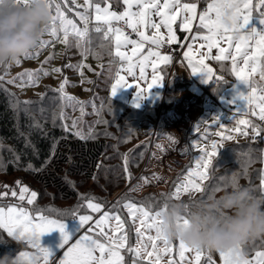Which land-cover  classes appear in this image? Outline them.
I'll return each instance as SVG.
<instances>
[{
    "label": "rangeland",
    "instance_id": "374dc122",
    "mask_svg": "<svg viewBox=\"0 0 264 264\" xmlns=\"http://www.w3.org/2000/svg\"><path fill=\"white\" fill-rule=\"evenodd\" d=\"M91 2L93 4L97 3L93 0H91ZM212 2L213 0H207L206 3L204 2V4L202 3V0H193L192 2H187L188 4H196L195 19H193L190 24V31L183 30L184 17L192 16L191 13L182 11V5L185 3L180 0V5L174 7L172 11L177 13V19L173 23V30L179 39L178 43L175 44L180 45V50H176L175 47L174 50L182 51L185 59L186 53L194 61L203 59L205 64L214 72L215 64L213 61L217 60L213 59L212 57L220 55L219 48H213L211 53H209L207 42L199 39V37L208 34L207 29L200 26V16L205 13L201 12V6H204L208 9L209 4ZM160 3L163 5L164 0H160ZM100 6L101 8L110 6L109 10L117 13H122L127 7L123 3L122 9L116 10V8L111 6L110 0L100 2ZM62 7L65 9V15L69 19H72L77 24V26L82 29L83 21L80 20L77 13L85 11V0H70L69 3L63 4ZM137 10L138 9L135 5L131 9L133 12ZM162 11L168 10L162 8ZM261 11H264V7L259 6L258 0H252V16L253 20H256L255 23L258 29L264 27V25H260L259 23V15ZM88 12L92 17L88 24V36L91 39V44L96 45L95 48L91 49V51L85 53L84 50H82L88 46L87 39L82 41L81 45L78 46L76 38L70 34L69 45L71 46L60 42H56L52 46L45 49H39L33 46L29 52L39 53L36 58H25V54L22 55L21 68L11 69V67L8 65L9 63L0 65V75H5L8 80H11L19 77L25 72H39V70L43 67L51 74L46 76L41 75L36 85L33 86L30 83L25 84L23 79L17 80L15 84H11L21 99L32 98L30 101L37 103L41 96H45L47 93L58 89L63 80L67 78L69 83L66 85L65 91L69 96L94 101L96 98H98L97 94L100 92L97 87L99 76H96L95 74H100L103 69H106L107 67H113L114 69L116 68V71H118L120 70L121 65L123 66L125 70L121 71V75L125 76L127 84L132 85V87L120 89L114 98L124 101L133 109H140L143 111L151 110V113H153L152 116H146L141 113L136 114L133 109H130L123 112L124 114L120 115L119 111L115 112L113 110L115 109L116 105L111 103V110L109 109L110 114L108 117L104 118L105 125L109 126L107 127L106 132L118 141V145L124 152L123 163L125 154L128 157L129 171L132 174V179L129 182V180L126 178L123 191L115 193V195L111 198L113 200H111V202L107 205L95 200L93 201L102 205L101 212H92L91 209L88 208L87 212L82 214L90 215L92 217V221H90L92 225L91 229H89L88 225H85L79 233L73 236L68 244L64 245L63 248H60V244L62 243V236L60 232L54 231L52 233L45 234L42 237V245L49 247L54 252L53 257L49 258V264H60V262L65 258V253L67 252L68 248L75 244L76 241L82 236L87 235L93 239H99V241L102 244H105L106 247H116L119 251V255L123 257V264H149V261L155 259V256L148 257L147 252L143 250V245L147 244V251H152L151 242L148 241L147 237L149 235L155 237V229H146L144 226L140 225L139 220L133 222V218L129 214L128 209L122 206L123 203L132 200L127 198L122 199L125 198L123 196L126 195L128 197L133 196L141 198L145 194L166 195L170 189H172V192H175L176 187L181 182H184L182 180L187 177V173L190 169L189 167H191V169H195L196 161L204 155V153L199 149H206L210 151L212 141H219L221 139V137L216 135V133L224 131L225 129L235 128L237 126V119L231 118L230 114L227 112H222L209 100H207L205 104L201 106L199 105V101L196 99L186 96H182L181 98L177 97L184 91L188 82L186 77H183L184 73H181L178 70L181 69L190 76L191 84L189 89L194 95H196V97L203 96L204 88L202 85L206 84L205 81H207V75L205 73L193 74L191 67L188 65L187 59L186 63L184 64L181 60H177L175 62L172 55L165 51V45L170 44L167 42L169 34L166 27H161L160 29V33L164 37V43L162 47H157L156 45L151 44L149 41H144L142 47L134 53L133 49L136 47L135 44H121L120 50L124 52L126 56L130 57L129 61H121L114 55L108 54L109 51H112L113 53L115 52V33L110 34L107 40H102L104 31L96 33L94 30L95 26L100 23L102 28L105 30L107 26L103 25L102 22L95 20L94 8L88 9ZM53 14L55 13L53 12ZM212 14L213 13L209 12L210 16H212ZM149 18L151 22H155L157 24H159L161 21V17L156 15L154 10L149 12ZM112 25L114 29L120 28L122 30L124 35L121 36V40H123L124 36H127L125 26L129 27L128 24H126L124 21H113ZM129 28L132 30L131 27ZM141 31L145 32V35L147 36H152L155 34V29L151 28L150 25L148 27L142 26ZM136 35V38H132V34H128L127 37L133 41L140 42V35L137 32ZM42 38L44 40L54 39V37L48 34H45ZM101 43H104L106 47L103 49L100 48L99 45ZM219 47L225 48L226 50L229 48L226 40L219 41ZM232 47H236V41H233ZM152 51H158L162 56H170L172 58L171 62L165 63L156 57H148L149 52ZM229 51L230 49L225 53V55L229 57L225 60L229 61L225 62L228 66V70L234 77H236L232 73L231 58L235 57L237 64L240 67H244L242 62L244 59L243 52L245 49L242 47L240 52H234L232 56L228 54ZM248 51L249 55L254 54L256 51L255 43L252 40H249L248 42ZM97 53L100 54V58H97ZM49 56H54V59H52L49 63H44ZM145 57H148V59L145 60ZM181 62L182 64L178 65ZM129 64L132 65V72L134 75H130L126 71ZM66 65H72V67L69 68L66 67ZM54 68H60L62 71L59 73L52 72L51 70ZM154 68L156 74L163 77V86L152 88L150 95L140 102L139 107H135L134 105L137 102L136 95L138 92L143 90L145 95L149 94L148 85L152 83V74ZM176 68L177 70L175 71ZM141 69H143L144 79L140 78ZM165 74L167 76H165ZM91 76H93L92 79L88 78ZM234 81L236 82V80ZM114 83L115 78L112 84ZM109 93L111 95V87ZM224 98L227 99L228 97L225 96ZM183 103H185V106H182ZM180 105L182 106V109L179 108ZM200 106L201 109L196 111ZM195 111L198 113L195 114ZM115 113L118 115V117ZM214 117L220 118L218 123L222 124L224 126L223 128L217 126V122H214L213 120ZM181 121L182 124L178 125L180 124L178 122ZM249 122L251 125H255L256 128L260 130V127H258L257 124H254L251 121ZM197 126H199V129H197ZM240 127L243 131L247 132V135H244L243 131L240 133L235 131L226 132L227 135H232L235 138L223 142V146L219 149V154L213 159L212 164L222 153L225 152L228 147H232L236 144H243L249 140L252 141L250 137H252V134L256 135V133L253 131V128L245 125H240ZM257 136L258 135H256V137ZM197 144L199 145V148L196 147ZM237 154L241 158H245L247 156V152H240ZM168 155H171V157L165 158ZM184 155L185 157H183ZM262 158L261 167L263 171L262 176H264V149ZM184 159L185 161H183ZM242 162L245 163L246 160H242ZM243 163L241 166H243ZM246 164L249 166V162H246ZM228 168L232 169L228 175V182L226 183V185H228L226 187L216 188L213 192H215L217 195L222 194V191L229 187V184L231 183L230 180H232L233 176L235 175V169H237V162H231L228 165L221 166L216 172H220L221 170L226 171ZM210 173L211 170L209 169L208 179L202 182V186L204 188L209 180ZM262 176L260 181L261 187ZM142 177H147V181L142 180ZM0 178L3 180H0V182L5 183L7 187L17 192L18 197L16 195L10 199L13 202L21 201L19 196L23 186H27V188H29L31 191L37 193L36 188L26 181L22 175L18 177H6L0 174ZM17 181L20 183L17 184ZM237 183L240 184V181ZM133 188H135L134 191L132 190ZM201 193L202 192L197 191H189L187 193L181 192L180 198L176 200L184 201L190 198H196ZM24 195L25 199L23 201H27L30 198V195L28 193H25ZM122 200L124 202L118 205L117 202H122ZM136 204L138 206L141 205L138 203ZM0 208H3L5 212L9 208H16L17 210L21 209L18 206H11L7 208L0 206ZM102 213L119 215L121 221L123 222V228L118 230L117 221L108 219L100 225V228H103L107 235H101L100 229L96 227V222L98 220L104 219ZM66 223L68 224V230L70 232H75L79 228V222L77 220ZM137 227H140L141 232L144 233L142 237L138 238L136 232ZM124 233L127 234L126 240L124 241V247L121 248L118 244L108 243L109 237L115 241L118 240ZM19 240L28 243L26 238ZM156 244L158 247L163 248L162 241H156ZM172 245V253L163 255L158 264H169L170 260H173V264H175V261L180 259L178 254L179 241H172ZM129 248H140L141 255L138 257L136 252L129 251ZM21 253H28L30 258L32 255L37 254V249L28 243V249L17 254L15 258L17 264H28V261L21 257ZM93 255L99 257L100 251L96 250ZM107 256L108 253L105 252V258H107ZM185 258L194 259V253H186ZM202 259L203 252L201 261ZM245 259L255 261L257 259L256 252L252 255H245ZM37 264H43V260H39ZM214 264H224V259L220 256L219 252H217V255L214 259Z\"/></svg>",
    "mask_w": 264,
    "mask_h": 264
},
{
    "label": "snow or ice",
    "instance_id": "6c2138e0",
    "mask_svg": "<svg viewBox=\"0 0 264 264\" xmlns=\"http://www.w3.org/2000/svg\"><path fill=\"white\" fill-rule=\"evenodd\" d=\"M17 2H23L25 5H29L34 0H17ZM70 0H47L49 10L52 13L51 23L44 29L40 40L34 45L36 48L45 49L47 47L52 46L56 42L64 43L65 45H69V35H73L76 38L77 45L80 46L82 41L87 39V43H91V39L88 36L89 28L88 24L90 22L91 14L88 12V9L94 8L95 11V20L98 22H102L103 25H106V30L102 28L101 24L98 23L95 26V32L100 33L104 31V36L102 40H107L108 36L112 33H115V52L109 51V55H114L119 58L121 61H129L130 57L126 56L124 52L120 50L121 44L129 45L135 44L136 47L133 49V52L139 50L144 41H149L151 44L156 45L157 47H162L164 43V37L160 33L161 27H166L168 31V43H178V37L175 35L173 30V23L177 19V13L172 11L174 7L180 5V0H164L163 5H161L160 0H123L124 5L127 7L122 13H117L114 11H110L109 7L101 8L100 2L93 4L91 0H85V11L78 12L80 20L83 21V28H79L77 24L69 19L65 15V9L62 7L63 4L69 3ZM4 4V0H0V6ZM258 4L261 7H264V0H258ZM137 7V11L133 12L131 9L133 6ZM166 9L168 11H162ZM225 8H234L235 17H234V26L229 29L222 23L223 11ZM154 10L156 15L161 17V21L159 24L155 22H151L149 18V12ZM182 11L186 13H191L192 16H185L183 19V30L190 31V24L193 19H195L196 13V4H188L185 3L182 5ZM53 12L55 14H53ZM209 12L214 13V16H210ZM113 21H124L128 24L129 27L132 28L134 32H137L141 41L136 42L129 39L127 36H124V39L121 40V36H123V32L120 28H113ZM253 16H252V0H213L212 3L208 6V11L203 13L200 16V26L202 28H206L208 31L207 35L199 37L207 42L208 51L211 53L213 48H219L220 55L212 57L217 61H223L228 59L229 57L225 55L226 49L219 47V41L226 40L229 48L232 47L233 41H236L235 51L240 52L243 47L245 51L243 52L244 57L243 60L244 67H240L237 64V60L235 57H232V73L236 76L239 82L247 85V91L238 93V99L244 102L243 108H237L236 113H241L245 109L254 114H258L259 119L264 120V85H257L253 80V74L256 73L257 63L259 61V76L261 81H264V27L257 28L253 26ZM259 23L260 25H264V11L260 12L259 15ZM150 25L151 28L155 29V34L152 36L145 35V32L141 31V27H148ZM233 32H240L241 35L239 38H235L233 36ZM48 34L54 37L53 40H44L42 37ZM252 40L255 43L256 51L254 54L249 55L248 51V42ZM71 46V45H69ZM100 48H105L106 45L101 43L99 45ZM91 51L90 49L85 48L84 52L87 53ZM39 53L36 52H26L25 58H36ZM97 58H100V54L97 53ZM186 59L188 60V65L191 67L193 74L197 73H205L207 75V81L211 82L215 79L217 85L228 83L227 80L224 79L223 76H217L213 70L208 67L203 59L199 61H194L190 56L185 54ZM148 57H156L159 60L164 61L165 63L171 62L170 56H162L158 51L149 52ZM148 57L144 59L147 60ZM54 56H49L44 63H49ZM15 62L17 64L20 63L19 59H16ZM10 66V65H9ZM66 67L71 68L72 65H66ZM247 69V71H245ZM125 69L121 65L120 70L115 73V83L111 86V97L114 98L120 89H125L126 87H132V85L127 84L125 80V76L121 75V71ZM52 72L59 73L62 70L60 68H54L51 70ZM128 74L134 75L132 72V65L129 64L126 69ZM51 74L48 70H45L43 67L39 70V72H25L22 73L19 77L5 81V75H0V87L3 86V83L15 84L17 80L23 79L25 84L30 83L31 85H36L41 75H49ZM140 78L144 79L143 69H141ZM162 76H158L155 72V68L152 74V83L148 85L149 94L145 95L143 90L137 93L136 95V103L135 107L140 106V102L143 99H146L150 93L151 89L154 87H162ZM69 81L67 78L63 80L58 89L55 91L61 94V99L67 102H75L76 104H80L75 97L69 96L65 87L68 85ZM257 87H259V93L257 92ZM6 91V89H5ZM43 95V94H42ZM17 104L21 103L20 101L16 102ZM25 105H30L33 103L32 101H24ZM255 109H258V113H255ZM111 110V109H110ZM64 120L66 119V115L63 111L59 113H53L52 121L55 126V122L57 119ZM214 122H217V126L223 128L222 124H219V117L213 118ZM103 122V121H101ZM78 121H73L72 125L64 123L61 125L64 131H69L71 129H76ZM236 127L233 129H225L216 135L220 136L221 139L219 141H212L211 150L199 149L204 153L196 161L195 169H190L188 171L187 177H185V181L181 182L177 187L175 192L168 195V199H179L181 192H189V191H197L203 192L205 189L202 186V182L208 179L209 169L212 166L213 159L219 154V149L223 146V142L226 140L234 139L235 137L232 135H227L228 131H235L237 133L242 132L240 125L250 126L253 128V131L256 135L260 134L259 129L256 128L255 125H251L248 120L245 119H237ZM36 128L41 129L43 131V126L39 123L34 125ZM199 129V126H197ZM73 135L77 136L79 139L90 138L86 136L80 130H75L72 132ZM244 135H247L246 131H243ZM171 139V138H170ZM199 148V145H196ZM54 156L53 153L50 154V158ZM16 160H19V157H15ZM31 167V165H30ZM124 171L126 178L129 182L132 179V174L129 171V161L128 157L125 154L124 156ZM95 179V177H93ZM142 180L147 181V177H142ZM235 176L232 178V183H235ZM20 182L17 181V184ZM133 191L135 188L132 189ZM262 190H264V176H262ZM25 193L30 195V198L27 200L29 204H32L37 197V193L31 191L27 186H23L21 188V193L19 199L23 201L25 199ZM7 193H0V196H6ZM12 196H16L17 192L12 191ZM82 200L87 201V208L91 209L92 212H101L102 205L97 202H93L95 197H81ZM121 202H117L119 205ZM123 207L128 209L129 214L133 218V222L139 220L140 225L144 226L146 229H155L156 235L155 237L149 235L147 237L148 241L151 242L152 251H147L148 245H143V250L147 252L148 257L155 256V259L149 261V264H158L159 260L163 255H168L172 253L173 245L162 233L159 228V224L162 223L160 216L164 209H161L158 212L152 213L151 210L144 205H137L135 202L128 201L123 203ZM116 207V206H114ZM68 216L70 218L77 220L79 222V228L75 232H70L68 230V224L65 220L61 219H50L46 215H39L38 217L30 216L23 209L17 210L16 208H9L6 212L3 208H0V228H3L7 231L8 235L16 238V239H27L28 243L32 245V247L37 249V254L32 255L29 258L28 253H21V257L25 258L28 261V264H37L39 260H43V264H49V258L53 257L54 252L49 248L42 245V237L45 234L52 233L54 231H59L62 236V243L60 244V248H63L65 244L73 238L74 235L79 233L81 229L88 225L89 229H91L92 225L90 221H92V217L90 215H79L77 210L70 209L68 211ZM104 219L98 220L96 222V227L100 229L101 235H107L104 232L103 228H100V225L105 222V220L112 219L117 221V229L123 228V222L119 215H110L108 213H102ZM137 236L142 237L144 235L141 232L140 227L136 228ZM127 234L124 233L118 240H112L110 237L108 238L109 244H118L119 247H124V241L126 240ZM156 241L163 242V248L157 246ZM99 250L100 256L97 257L93 255V253ZM129 251H135L136 255L139 257L141 255V249H131ZM203 249H194L191 247H187L183 241H179L178 245V254L180 259L175 261V264H201L202 252ZM210 251V250H208ZM105 252L108 253L107 258H105ZM186 253H194V259H186ZM220 256L224 259V264H264V252L257 251L255 261L245 259V253L242 248H236L230 250L228 252L221 251L219 252ZM60 264H123V257L119 255V251L116 247H106L105 244H102L99 239H93L90 236H82L79 240L76 241L75 244L71 245L67 252L65 253V258L60 262ZM169 264H173V260L169 261ZM204 264H214L212 257L209 255L204 260Z\"/></svg>",
    "mask_w": 264,
    "mask_h": 264
},
{
    "label": "trees",
    "instance_id": "16d2710c",
    "mask_svg": "<svg viewBox=\"0 0 264 264\" xmlns=\"http://www.w3.org/2000/svg\"><path fill=\"white\" fill-rule=\"evenodd\" d=\"M110 3L116 10L123 7V0H110ZM95 46L88 43L87 49L91 50ZM17 59L20 60L19 64L15 61L8 64L11 69L21 68V56ZM221 64L222 62H218L217 66ZM115 73L116 68L107 67L100 74H95L99 76L98 98L91 101L75 97L80 104L61 99V94L53 90L41 96L40 100L37 99V103L25 105L23 102L32 98L21 99L11 84L3 83L0 87V174L6 177L24 176V179L36 188L37 197L32 204L27 201L13 202L10 200L13 197L11 195L13 189L0 182V193H7L6 196H0V206L6 208L18 206L34 217L43 214L50 219L72 222L74 219L67 214L70 209L77 210L79 215L88 210L87 201L82 200V196L95 197V201L107 205L113 200L111 198L115 193L123 191L126 180L124 152L118 141L106 132L109 126L105 125L104 118L110 114L111 103L116 105L113 110L119 111L120 115L133 108L124 101L111 97L109 90ZM88 78L92 79L93 76ZM7 80L5 77V81ZM229 83L217 85L215 80L211 81L207 86L209 96L216 99ZM17 101L21 103L17 104ZM61 111L65 113L66 119L58 118L54 126L52 115ZM133 111L136 114L153 115L151 110ZM73 121H78L76 129L64 131L61 125L66 123L71 126ZM36 123L43 126V131L34 126ZM77 129L90 138L82 140L73 135L72 132ZM263 149L262 141L251 140L228 147L212 164L205 190L196 198L184 200L186 205L194 207L208 195L215 194L213 191L216 188L226 187L232 169L216 171L231 162H237L234 175L236 182L240 181L241 185L252 188L257 195L264 194L260 185ZM53 151L54 156L50 158ZM240 152H247V156L241 158L237 154ZM17 156L19 160L15 159ZM242 160L249 162V166ZM170 190L166 195L145 194L141 198L125 195L122 199H131L155 213L163 208L166 201H177L175 198L168 199V195L173 193L172 189ZM123 202L122 200L121 203ZM241 248L247 256L260 250L264 251V236L249 238ZM27 249L28 243L9 236L6 230L0 228V258L10 256V260L17 264L15 261L17 254ZM209 255L214 262L217 252L204 250L201 264H204Z\"/></svg>",
    "mask_w": 264,
    "mask_h": 264
},
{
    "label": "clouds",
    "instance_id": "9594fccd",
    "mask_svg": "<svg viewBox=\"0 0 264 264\" xmlns=\"http://www.w3.org/2000/svg\"><path fill=\"white\" fill-rule=\"evenodd\" d=\"M47 0H34L29 5L17 0H4L0 6V65L15 61L40 40L51 23ZM234 8H225L222 23L234 26ZM240 32H233L239 38ZM159 224L170 241H183L194 249L228 252L240 248L249 238L264 236V194L257 195L247 186L230 183L222 194H210L194 207L185 201H166ZM0 264H14L10 256Z\"/></svg>",
    "mask_w": 264,
    "mask_h": 264
},
{
    "label": "crops",
    "instance_id": "0c3cea01",
    "mask_svg": "<svg viewBox=\"0 0 264 264\" xmlns=\"http://www.w3.org/2000/svg\"><path fill=\"white\" fill-rule=\"evenodd\" d=\"M181 1L184 2V3H187V2H192L193 0H188V1L181 0ZM206 1L207 0H202V3L204 4V2L206 3ZM207 11H208V9H207ZM212 16H214V13L212 14ZM253 21H254L253 22V26L256 27V23H255L256 20H253ZM125 28H126L127 36H128L129 33H131L133 35L132 38H136L137 37L136 32H134L133 30H131L127 26H125ZM183 34H185V33H183ZM171 45H173V44H171ZM174 45H175V49L176 50L177 49L180 50V45L179 44H175L174 43ZM229 49H230V51H229L228 54L230 56H232L234 54V52H236L235 51V47L228 48L226 50V52ZM245 58L246 57H244V59ZM181 61L183 62V64L186 63V59H185L184 56H183V58H182ZM225 61H229V60L213 61L214 64H215V68H214L215 70H214V72L216 73V75L217 76H223L225 78V80H227L228 82H230L229 85H228V87H226L225 89H223V91L218 95V97L216 99H214L213 97L209 96L208 91H207V86L211 82H206V84L202 85L203 88H204V94H203L202 97H196V95H194L192 93V91L189 89L190 88V84H191V78H190V76L186 72L182 71L181 69L178 70V71L181 72V73H184L183 74V77H186V79L188 80V82H187V84L185 86L184 91L180 95H178L177 97L181 98L182 96H186V97H190V98L196 99L197 101H199V105H201V106L203 104H205V102L207 100H209L210 102H212L213 105H215V107L219 108L222 112L229 113L230 116H231V118H233V119H245V120H248V121L253 122L254 124H257L258 127H260V130H261L260 131V134L257 137H256L255 134H252V137H250V138L252 139L253 142L262 141L263 146H264V138H263V136H264V120L259 119L258 114H254L253 112H250L247 109H245L241 113H236V109L237 108H243L244 107V102L242 100L238 99V93H240V92H245L246 93V91H247V85H245L242 82H239L236 79V77H234L231 74V72L228 70V66L226 65V62ZM182 62L179 63L178 65L182 64ZM218 62H222V64L219 65V66H217V63ZM176 70H177V68L175 69V71ZM259 70H260V68H259V61H258L256 73L253 74V77L252 78L256 82L257 85H264V81H261V79H260ZM245 71H247V69H245ZM166 74H165V76H167ZM213 80H215V79H213ZM234 80H236V82ZM237 85H241V86H237ZM257 92L259 93V87H257ZM225 96H227L228 98L225 99L224 98ZM182 106H185V103H183ZM182 106L180 105L179 108L182 109ZM201 106L196 111H199L201 109ZM196 111H195V114L198 113ZM255 113H258V109H255ZM178 123H180L178 125H181L182 124V121L181 122H178ZM182 146H183V144H182ZM187 156H188V153H187ZM187 156H186V159H187ZM167 157H171V155H168L165 158H167ZM183 157H185V155ZM183 161H185V159ZM189 168L191 169V167H189ZM172 171H174V170H172ZM182 181H185V179H183ZM260 251L261 252H264L262 250H260Z\"/></svg>",
    "mask_w": 264,
    "mask_h": 264
},
{
    "label": "built area",
    "instance_id": "2783aa9c",
    "mask_svg": "<svg viewBox=\"0 0 264 264\" xmlns=\"http://www.w3.org/2000/svg\"><path fill=\"white\" fill-rule=\"evenodd\" d=\"M205 11H207V8L204 7V6H201V12H205ZM129 34H131V33H129ZM174 47H175L174 44H173V45H171V44H166V45H165V51H166L168 54L172 55V57H173V59L175 60V62H176L177 60H182V58H183V52H182V51H175V50H174Z\"/></svg>",
    "mask_w": 264,
    "mask_h": 264
}]
</instances>
